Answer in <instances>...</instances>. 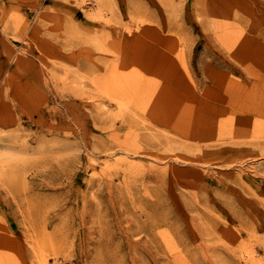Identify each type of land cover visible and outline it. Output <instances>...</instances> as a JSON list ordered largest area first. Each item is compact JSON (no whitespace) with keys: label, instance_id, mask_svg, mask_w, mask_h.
<instances>
[{"label":"rangeland","instance_id":"rangeland-1","mask_svg":"<svg viewBox=\"0 0 264 264\" xmlns=\"http://www.w3.org/2000/svg\"><path fill=\"white\" fill-rule=\"evenodd\" d=\"M0 264H264V0H0Z\"/></svg>","mask_w":264,"mask_h":264}]
</instances>
